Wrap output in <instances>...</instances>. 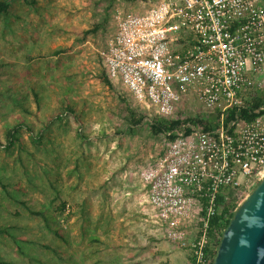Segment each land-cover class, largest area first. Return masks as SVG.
Wrapping results in <instances>:
<instances>
[{"label":"rangeland","instance_id":"374dc122","mask_svg":"<svg viewBox=\"0 0 264 264\" xmlns=\"http://www.w3.org/2000/svg\"><path fill=\"white\" fill-rule=\"evenodd\" d=\"M129 2L133 0H36V6L31 7L23 0H12L8 15L0 19V228L5 230L0 232V264H27L30 256H39L47 262L50 253L42 245L46 242L69 251L70 254L60 253L62 259L72 255L77 264H91L98 258L103 260L99 264L113 262L111 253L120 255L117 264H125L127 260L121 262V255L133 256L137 250L130 242L121 247V241H125L121 238L123 233H144L142 243L149 241L148 235L159 238L156 243L166 241L158 234L138 174L140 167L159 155L162 136L150 129L153 117L150 111L136 104L120 85L109 79L107 84L101 78L99 51L112 31V15ZM96 24L95 31L84 34ZM55 50L59 52L54 54ZM255 82L260 86L255 89V96L264 94V75L255 77ZM64 95L81 111L85 127L90 129V143L78 150L88 152L82 161V177L73 180L76 186L72 193L78 199L86 197L90 234L98 236L102 243L89 242L88 233L82 236L74 205L67 206L63 216L53 222L59 221L66 230L69 243L64 244L52 237L41 217L29 213L20 203L26 200L38 210L49 201L52 195L49 183L54 177L45 174V170L52 167L51 161H55L56 155L47 154L45 149H52L51 144L43 143L35 151L23 127L20 130L23 145L31 152L8 149L5 153L3 149L8 128L21 121L31 124L44 120ZM128 109L145 115L142 124L132 130ZM51 135L64 150L77 148L76 142L72 143L56 124ZM18 153L22 162L15 160ZM107 170L114 171V178ZM259 180L255 179L252 185H240L227 194L240 196V203ZM103 181L107 187L99 186ZM84 183L86 190L81 188ZM62 186L63 196L68 200L70 194L65 192L69 188ZM85 191L89 193L84 194ZM102 192L108 197H101ZM16 211L19 214L14 216ZM49 212L56 217V212ZM108 215L112 218L111 224L107 223ZM161 246L157 264L181 263L178 259H175L177 262L172 259V263L167 255H161L165 253ZM152 251L147 252L148 264L153 261ZM57 257L59 254L52 256L54 263H62Z\"/></svg>","mask_w":264,"mask_h":264},{"label":"built area","instance_id":"2783aa9c","mask_svg":"<svg viewBox=\"0 0 264 264\" xmlns=\"http://www.w3.org/2000/svg\"><path fill=\"white\" fill-rule=\"evenodd\" d=\"M112 23L99 51L106 77L150 116L200 120L161 132L159 155L138 174L159 236L187 264H212L217 194L264 175V113L229 118L264 75V0H133Z\"/></svg>","mask_w":264,"mask_h":264},{"label":"trees","instance_id":"16d2710c","mask_svg":"<svg viewBox=\"0 0 264 264\" xmlns=\"http://www.w3.org/2000/svg\"><path fill=\"white\" fill-rule=\"evenodd\" d=\"M12 0H0V19L5 18L8 15L10 3ZM25 4L31 7L36 6V0H23ZM98 27V24L94 25V27L90 30H85L84 34L89 33L90 31H95ZM59 50L53 51L54 54H57ZM101 78L103 82L109 83L108 78L106 77L105 73L102 71ZM66 91L63 90V93L65 94ZM121 100H124V98L121 97ZM264 106V94L259 93L258 95L252 97V98H246L243 105L239 107H235L231 110L229 118L232 117V115L235 113V111H239V116L246 121L253 120L255 117L259 116L260 114L264 113V109H261V107ZM83 114L81 111H78L75 106L70 104L69 98L64 95V99L58 104V107L53 110L52 112L47 113V116L44 120H39L38 123H26V122H20L14 124L11 128H8L6 131V144L3 146L4 152L6 153L8 149L21 151L24 150V152H28V154L31 152L27 149L26 146H24V139L23 135L20 130H22L23 127L28 131V137L31 142V145L35 151H39L40 146L43 143H49L52 145V149L46 148L45 151L47 154L54 153L56 155L55 161L52 162V167L45 170V174H48V176H53L54 181L49 183V189L50 193L52 195L49 198V201L45 205L44 208L36 210L34 208V205L27 203L26 200H21L20 203L24 205V208L31 214L37 215L41 217L44 227L47 229V231L52 235L53 238H57L59 241H61L64 244L69 243V237L67 236L66 230H64V227L58 223H53L56 221V218L62 217V213L65 211L67 206L74 205L75 206V213H78L79 216L77 218V221L80 223L82 236H86V233L90 234V231L92 230L90 227V215L87 212L88 203L86 197H83L82 199H78L76 194L72 193V189L76 186L74 183L75 178H81L83 175V166L82 161L84 157H86L87 150L78 151L80 147L84 148V144H89L90 141L88 140L90 137V129H86L85 122L83 118ZM145 115L143 113H137L132 109H128V120L132 127H130V130H132L133 127L139 126L144 121ZM190 121L191 123H199V119H195L193 117H185L182 119L177 120H167L162 119L158 117H152L149 125L150 129L154 134H159L163 132L164 130H171L173 127L182 124L183 122ZM30 124V125H29ZM56 124V128L60 130L62 133L67 135V138L73 143L76 142L77 148H71L70 150H64L63 145L61 143H57L55 141V136L51 135L53 131V125ZM50 134V135H48ZM23 148V149H22ZM72 159V162L69 164L68 159ZM15 160H18L19 162H22V158L20 153L15 156ZM85 172V171H84ZM106 172L110 173V177L114 178V171L113 170H107ZM94 176V178H96ZM87 182V181H86ZM92 184H95V180L91 179ZM107 182L103 181L100 183V187H107ZM63 184H65V187L69 188L68 191H66V194H70L69 199L67 200L66 197L63 196L64 189L62 188ZM3 187H6L5 185ZM85 183L81 185L82 190L85 189ZM93 187V186H92ZM228 190H223L222 192L217 194V203L221 205L219 211L214 214L210 220H209V234H213V231L216 229H219V237L221 236L222 229L227 225L230 218L233 215V212L235 208L237 207L240 196H231L230 194H227ZM82 193V191H81ZM84 194H88L89 192H83ZM101 197H108L107 193L102 192ZM15 199V196L13 197ZM49 211L56 212V217L53 213H50ZM19 212H15L14 216L18 215ZM61 215V216H60ZM60 216V217H58ZM110 216H107V223L111 224ZM66 220V218H65ZM15 223L17 224L16 220ZM14 224V225H16ZM10 226H12L10 224ZM5 231L4 229L0 228V232ZM110 232V230H109ZM110 234V233H109ZM9 236H14L13 233H8ZM138 233L134 231H127V237L132 239V241L139 242L140 239H137ZM151 237H155L152 235H148L147 239H151ZM157 238V237H155ZM159 240V238H157ZM87 240L89 242H96V243H102V240L99 239L98 236L94 234H90L87 237ZM43 247L49 251L50 257L47 259V262H44L39 256H30L28 258L27 264H77L73 260L72 255H68L69 259L61 257V254H70L69 251H66V249H61L60 247L54 245L52 242H46L42 244ZM89 250L88 252H90ZM216 252V251H215ZM214 252V255H215ZM59 254L60 257H57V259L63 260L62 263H54V260L52 256H56ZM86 254V253H84ZM119 254L111 253L110 259H114L112 262H108L106 264H117V260L119 258ZM56 261V260H55ZM100 258L93 261L91 264H99L102 262ZM0 262H1V256H0ZM8 262V261H7ZM8 264H13L12 262H8ZM85 264H88L87 262Z\"/></svg>","mask_w":264,"mask_h":264},{"label":"water","instance_id":"95a60500","mask_svg":"<svg viewBox=\"0 0 264 264\" xmlns=\"http://www.w3.org/2000/svg\"><path fill=\"white\" fill-rule=\"evenodd\" d=\"M212 264H264V175L222 229Z\"/></svg>","mask_w":264,"mask_h":264},{"label":"crops","instance_id":"0c3cea01","mask_svg":"<svg viewBox=\"0 0 264 264\" xmlns=\"http://www.w3.org/2000/svg\"><path fill=\"white\" fill-rule=\"evenodd\" d=\"M138 235L139 236H137V239H140L139 242L137 241L134 242V241L129 240L130 238L127 237V232L123 233V235L121 236L122 240H125V241H121V247H124L127 242H130V244L132 243L134 245V248L137 250L133 256L131 254L121 255L120 257L121 262H123V260L126 259L127 261L125 264H148V260L146 258L148 254L147 252L153 250L150 254V256L153 259L151 264H154V260H155V264H157L156 260H158L160 257L159 250H160V245H162L161 247L163 249L165 248L164 249L165 253L161 255H167V257L170 258L171 262H172V259L174 262H177L175 259H178L181 262L180 264L188 263L189 255L185 249L180 248L167 241H163L162 243L160 242L156 243L154 241H158V239L155 237L154 238L151 237V239H148L149 241H145V243H142L141 240H142V237H144V233L138 234ZM156 248L158 251H154L156 250ZM143 249H146V252H143L142 251ZM136 257H138V259H136Z\"/></svg>","mask_w":264,"mask_h":264}]
</instances>
